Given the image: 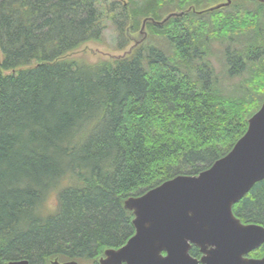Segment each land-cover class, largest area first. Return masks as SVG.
Instances as JSON below:
<instances>
[{
    "label": "trees",
    "instance_id": "trees-1",
    "mask_svg": "<svg viewBox=\"0 0 264 264\" xmlns=\"http://www.w3.org/2000/svg\"><path fill=\"white\" fill-rule=\"evenodd\" d=\"M217 1L0 0V264H100L135 233L126 198L198 174L233 148L263 102L264 4L233 0L155 23ZM147 17L170 55L143 43L121 59L70 57L104 39L107 19L125 50ZM236 37L234 50L224 44L223 70H249L240 95L221 86L208 57L211 41ZM233 210L264 225V178ZM190 253L202 255L196 245ZM263 255L264 243L249 254Z\"/></svg>",
    "mask_w": 264,
    "mask_h": 264
},
{
    "label": "water",
    "instance_id": "water-1",
    "mask_svg": "<svg viewBox=\"0 0 264 264\" xmlns=\"http://www.w3.org/2000/svg\"><path fill=\"white\" fill-rule=\"evenodd\" d=\"M256 1L264 4V0ZM232 3L233 0H219L202 9L190 5L169 13L161 21L147 17L140 32L146 28L147 20L161 25L171 17L213 12ZM140 44L136 40L125 54L114 58L130 55ZM263 178L264 100L249 118L246 132L209 168L195 175H177L143 194L126 198L124 207L134 215L135 233L121 247L105 249L99 263L264 264V255L249 256L264 243V225L243 222L233 210L234 204ZM193 245L200 248V258L191 255ZM2 264H30V261L16 259ZM53 264L79 263L56 259Z\"/></svg>",
    "mask_w": 264,
    "mask_h": 264
},
{
    "label": "rangeland",
    "instance_id": "rangeland-1",
    "mask_svg": "<svg viewBox=\"0 0 264 264\" xmlns=\"http://www.w3.org/2000/svg\"><path fill=\"white\" fill-rule=\"evenodd\" d=\"M102 1L106 2L107 5L109 3L115 2L117 6L120 7V4L121 5H123L124 3L126 4L128 3L129 0H102ZM246 5L251 8L255 7V4H252V3H247ZM102 7L104 10L108 8L105 5ZM176 11H178V9H176ZM165 13L166 11L162 12V14H165ZM142 23L143 22H140V28L138 32L136 34L130 35V44L127 46V48L125 50H120L117 47L120 42L121 36L115 30L112 21L107 19L106 20L107 29L105 30L106 32L104 35V39L101 42H98V41L88 42L80 50L71 53L70 57L71 58H74V57L83 58L91 62H96L101 59H111V58L114 59V57L116 56L125 54L126 51H128L130 46H132L136 40H139L141 41V43H145V44L151 43V44L157 45L160 48H162V50L165 51L167 55H170L169 53L171 52L172 47L170 43H168L169 41L167 39L165 40L164 38L157 39V38H153L152 36H149V33L147 32L148 31L147 28H144L141 33L140 31L142 28ZM141 38H144V39L142 40ZM230 42H231V51L234 50L236 46L241 45L240 40H238L237 37L231 40H226V41H217V40L211 41L210 46H209L210 52L208 54V57L210 59V64L215 68V72L221 75V80H220V82L222 81L221 86L224 87V89L229 93L240 95L243 93V89L246 88V84H245L246 81L244 80L249 78L251 76L250 75L251 73L249 72V70H247L243 74L236 75L235 77L228 78L225 76L224 70H223L224 61H223L222 52H223L225 45L230 44ZM0 59H2L1 51H0ZM249 64L253 65V66H250V69L253 70L255 68L254 67L255 62L249 63ZM242 84L243 86L242 88H240ZM259 99L263 101L264 95H260Z\"/></svg>",
    "mask_w": 264,
    "mask_h": 264
},
{
    "label": "bare ground",
    "instance_id": "bare-ground-1",
    "mask_svg": "<svg viewBox=\"0 0 264 264\" xmlns=\"http://www.w3.org/2000/svg\"><path fill=\"white\" fill-rule=\"evenodd\" d=\"M172 12H174V11H172ZM170 13H171V12H170ZM168 14H169V13H167V14H166L161 20H163ZM183 17H184V16H183ZM171 18H175V17H171ZM171 18H170V19H171ZM179 18H182V17H179ZM161 20H156V21H161ZM168 20H169V19H168ZM168 20H167V21H168ZM143 21H144V20H143ZM149 21L152 22V20H147V21H146V25H147V22H149ZM167 21H166V22H167ZM166 22H164V23H166ZM155 23H156V22H155ZM164 23H163V24H164ZM157 24H158V23H157ZM163 24H161V25H163ZM158 25H160V24H158ZM141 44H143V43H141ZM141 44H140V45H141ZM124 58H125V57H124ZM111 59H112V58H111ZM117 59H121V58H117Z\"/></svg>",
    "mask_w": 264,
    "mask_h": 264
},
{
    "label": "snow or ice",
    "instance_id": "snow-or-ice-1",
    "mask_svg": "<svg viewBox=\"0 0 264 264\" xmlns=\"http://www.w3.org/2000/svg\"><path fill=\"white\" fill-rule=\"evenodd\" d=\"M261 114H262V113H261ZM260 116H261V115H260ZM260 116H258V117H260ZM258 117H257V118H258Z\"/></svg>",
    "mask_w": 264,
    "mask_h": 264
},
{
    "label": "flooded vegetation",
    "instance_id": "flooded-vegetation-1",
    "mask_svg": "<svg viewBox=\"0 0 264 264\" xmlns=\"http://www.w3.org/2000/svg\"><path fill=\"white\" fill-rule=\"evenodd\" d=\"M200 258V257H199Z\"/></svg>",
    "mask_w": 264,
    "mask_h": 264
}]
</instances>
